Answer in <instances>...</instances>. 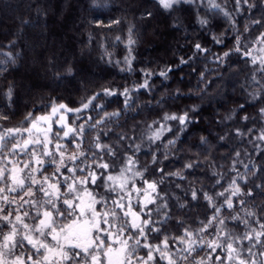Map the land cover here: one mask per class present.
Masks as SVG:
<instances>
[{
	"label": "snow or ice",
	"instance_id": "obj_1",
	"mask_svg": "<svg viewBox=\"0 0 264 264\" xmlns=\"http://www.w3.org/2000/svg\"><path fill=\"white\" fill-rule=\"evenodd\" d=\"M156 3L163 10L171 12L176 10L177 5L192 4L194 0H156ZM208 3L211 9L223 14L229 21L234 20L232 14L215 0H208ZM234 5L237 12L241 5H247L249 9L256 6L250 0H234ZM119 23V20L108 25L101 22L98 27L111 28ZM198 23L203 27L208 20L199 19ZM250 24L264 29V18L251 20ZM243 32L251 35L249 23L244 25ZM120 40L119 36L116 37V41ZM212 40L216 44L224 43L215 35ZM136 43L130 27L125 42L128 51L123 60L127 67L122 71L133 70ZM192 48L194 54L211 55L210 49L199 42L194 43ZM232 54L245 58V63H259L260 68L256 71L264 73V30L258 31L250 41L247 36L237 32L233 45L222 54L214 55L213 59L223 65L231 59ZM190 60L191 57H182L176 67L188 64ZM10 62L15 61L11 59ZM3 71V61H0V73ZM67 71L69 75L72 74L71 68ZM170 72L171 67H165L158 73L143 70V82L131 89L101 86L98 92L81 98L79 107L52 100L49 110L41 115L29 111L19 124L13 126H8L11 116L7 110L0 112V121L4 122L0 126V264H264V261L255 259L257 256L264 257V219L255 221L257 228L250 227L252 221L245 218L257 215L254 203L251 207L247 206V197L259 195L264 205V177H261V183L250 180V176H257L253 171L255 165L251 164V157H248L249 163H243L239 150L230 153L233 161L229 170L235 175L223 191L209 194L202 189V185L190 186L185 190L191 200L202 198L206 201L207 207L212 209L211 216L201 220L195 228L186 226L183 217H177L176 223L183 231H178L175 236L168 235L169 229L164 227L173 217L168 211L171 207L167 202L168 193L160 186L168 177L185 180L186 169L209 160L208 156L204 161L188 160L174 172L166 166L158 167L169 159L168 153L176 148L179 133L185 132L192 123L190 113L197 111V105L178 114L165 113L163 122L153 121V124H159L155 129L152 125L148 126L151 134L146 139L149 143L159 141L165 132L173 134L175 138L167 141V151L162 157L150 152V160L140 167H137L140 161L136 152L141 150V144H135L131 154H121L113 144L104 142V137L112 132L108 125L119 119L123 109L107 112L104 110L105 104L97 101L119 95L124 98V108H130L131 93L151 89L149 80L154 75L168 80ZM200 77L203 82V71ZM251 82L258 87L248 91L247 96L262 105L259 115L264 120V82L258 81L255 74ZM180 93L181 90L177 88L176 94ZM0 96L11 100L13 85L9 84L7 92L0 93ZM237 107L240 112L246 111L244 104ZM89 109L94 110L99 119L88 116L84 123L78 124L81 115ZM101 112L103 115H100ZM69 113L75 114L74 118H70ZM233 116L242 121L250 119L248 115L241 116L235 109L225 119H233ZM168 121L177 122L178 129L174 131L168 127ZM99 126L104 127L85 145L89 129L97 130ZM241 127L247 126H237L231 130L233 138L245 135ZM252 131L247 128L248 133ZM125 138L118 134L117 142ZM227 138V133L219 137L221 141ZM255 140L261 143L251 139L249 142L264 156L261 146L264 143V127L260 128ZM206 144L207 137L201 136L200 145ZM117 163H120L118 170ZM237 164H243L246 171L241 173ZM45 165H50L51 170ZM210 167L215 169L216 165L211 164ZM260 171L264 173V167ZM156 173L159 175L156 176ZM212 175L218 177L215 184H220V179L227 173L213 171ZM174 186L182 187L179 183ZM98 188L103 192H97ZM216 197H221L222 201L217 203ZM233 198L239 199V203L245 207L236 209ZM175 199L177 207L186 206L179 197ZM222 207L229 210L226 216ZM240 211H243V216L239 214ZM233 212L237 214L233 215ZM260 212L264 213V206L260 207ZM227 219L242 223L246 231L233 233L227 230ZM213 228L214 235L209 231ZM244 241L249 243L244 244ZM177 244L180 247H176ZM257 248L260 250L254 251ZM201 250H206L203 256L200 255ZM220 252L224 255H219Z\"/></svg>",
	"mask_w": 264,
	"mask_h": 264
},
{
	"label": "trees",
	"instance_id": "obj_2",
	"mask_svg": "<svg viewBox=\"0 0 264 264\" xmlns=\"http://www.w3.org/2000/svg\"><path fill=\"white\" fill-rule=\"evenodd\" d=\"M250 2L256 6L249 9L247 5H241L237 12L234 0H215L232 14L234 20L229 21L211 9L208 0L177 5L171 12L163 10L156 0H95V3L93 0H0V61L5 68L0 73V93H6L9 84L13 85L11 100L0 96V112L7 110L11 116L8 125H17L29 111L41 115L49 110L52 100L79 107L81 98L93 95L101 86L131 89L143 82V70L158 73L165 67H171L168 80L154 75L149 80L151 89L131 93L130 108H124V98L119 95L103 98L97 103L103 102L107 112L123 109L119 119L108 125L112 132L104 137V142L113 144L121 154H131L134 145L141 144V150L136 152L140 161L137 167L148 163L150 152L162 157L167 151V141L175 138L165 132L159 141L149 143L146 139L151 134L148 126L155 129L159 124H153V121L163 122L165 113L178 114L198 105L197 111L190 113L192 123L185 132L179 133L176 148L168 153L169 159L158 165L174 172L188 160L204 161L205 156L209 157L208 162H198L194 168L186 169L185 180L168 177L160 186L168 193L167 202L171 205L168 211L173 217L164 225L169 229L168 235L182 232L176 223L177 217H183L186 226L198 227L201 220L211 216L212 209L202 198L191 200L185 190L202 185L204 191L214 194L224 187L235 175L229 170L233 161L230 153L239 150L243 163H249L248 157H251V164L255 165L253 171L257 173L256 177L250 176L251 181L261 183V177H264L260 171L264 167V156L249 142L251 139L261 143L255 138L264 127V120L259 115L262 105L247 96L248 91L258 87L251 82L253 74L258 81L264 82V73L256 71L260 66L245 63V58L237 54H232L223 65L213 59L214 55L222 54L233 45L237 32L250 41L258 31L264 30L250 24L251 20L264 18V0ZM199 19H207L208 23L202 27ZM114 20L120 23L111 28L98 27V23L108 25ZM246 23H249L251 35L243 32ZM130 27L137 43L133 51V70L129 72L121 69L127 67L123 60L128 51L125 42ZM213 35L224 43H214ZM118 36L121 38L119 42L116 41ZM197 42L209 48L211 55L194 54L192 45ZM182 57H191V60L176 67ZM11 59L15 62H10ZM69 68L72 69L71 75L67 71ZM202 71L205 76L203 82L200 77ZM177 88L181 90L179 95L176 94ZM239 104H244L246 111L240 112ZM234 109L250 119L242 121L234 116L233 119H225ZM88 116L96 117V112L89 109L80 120L84 121ZM167 124L174 131L178 129L177 122L168 121ZM242 125L247 126L241 127L245 135L233 138L231 130ZM247 128L253 131L248 133ZM225 133L228 138L221 141L219 137ZM118 134L126 138L117 142ZM201 136L207 137L208 144L200 145ZM89 139L87 137L86 141ZM261 146L264 148V143ZM211 164L216 168L212 169ZM119 166L117 163V170ZM236 167L240 172L246 171L243 164ZM213 171L227 173L220 179V184H215L218 177H213ZM175 183L182 187L175 188ZM175 197H179L186 206L177 207ZM246 199L248 207L253 203L256 205V217L261 219L264 215L260 212V207L264 206L262 197L254 195ZM234 207H240L237 198L234 199ZM228 212L225 211V215Z\"/></svg>",
	"mask_w": 264,
	"mask_h": 264
},
{
	"label": "rangeland",
	"instance_id": "obj_3",
	"mask_svg": "<svg viewBox=\"0 0 264 264\" xmlns=\"http://www.w3.org/2000/svg\"><path fill=\"white\" fill-rule=\"evenodd\" d=\"M251 64H252V63H251ZM254 65L260 66L259 63L254 64ZM68 115H69L70 118H74V116H75V114H72V116H70V114H68ZM100 115H103V112H101ZM95 118H96V119H99V116L96 115ZM84 121H85V120H84ZM84 121H82V120H78L77 123H78V124H79V123H84ZM3 125H4V123H3L2 121H0V126H3ZM8 126H13V125H8ZM54 127H56V126L54 125ZM100 128H102V126H99L97 130H91V129H89V132H88V134H87V137L91 138V139H89V142H91V140L93 139V137L96 136L97 131H99ZM92 131H93V135L90 136V133H91ZM89 142L85 141L84 143H85V145H86V144L89 143ZM64 143H68V141H64ZM93 150H94V149H93ZM45 167H46V168H49V170H51V166H50V165H45ZM241 173H243V172H241ZM233 176H234V175H233ZM228 183H229V182H227L226 185H225L224 187H222V188L216 190L215 193H216V192L223 191L224 188H226V187L228 186ZM240 183H243V181H241ZM96 191H97V192H103V189H99V188H98V189H96ZM234 199H235V198H233V200H234ZM216 201H217V203H220V202L222 201V198H221V197H216ZM206 203H207V202H206ZM243 207H245V206H242V205L240 204V207L238 208V210H239V209H242ZM227 210H228V209H227L226 207H222V212L224 213V215H225V211H227ZM232 214L235 215V214H237V213H236V212H233ZM239 214H240L241 216H243V211H240ZM225 216H226V215H225ZM262 217H263V218H262ZM262 217H261V219H264V215H263ZM245 218H246V219H250V220L252 221L250 227H257V228H258V225L255 224V221H256V220H260V219H258L256 216L251 217V218H249V217H245ZM225 224H226V229H227V230H231L233 233H243V232L246 231L244 225H243L242 223L237 222V221H233V220H231V219H227V220L225 221ZM182 231H183V230H182ZM209 231L214 235V233H215V229H214V228H213V229H210ZM248 243H249L248 241H244V244H248ZM176 247H180V245L177 244ZM259 250H260L259 248L254 249V251H259ZM205 251H206V250H201V251H200V255L203 256ZM219 255L223 256L224 253H223V252H220ZM255 259H257L258 261H264V257H259V256H257V257H255ZM161 264H163V262H161Z\"/></svg>",
	"mask_w": 264,
	"mask_h": 264
},
{
	"label": "clouds",
	"instance_id": "obj_4",
	"mask_svg": "<svg viewBox=\"0 0 264 264\" xmlns=\"http://www.w3.org/2000/svg\"><path fill=\"white\" fill-rule=\"evenodd\" d=\"M198 106V105H197Z\"/></svg>",
	"mask_w": 264,
	"mask_h": 264
}]
</instances>
